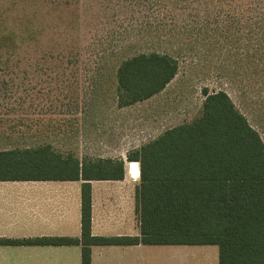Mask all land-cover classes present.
Returning <instances> with one entry per match:
<instances>
[{
    "label": "trees",
    "instance_id": "trees-1",
    "mask_svg": "<svg viewBox=\"0 0 264 264\" xmlns=\"http://www.w3.org/2000/svg\"><path fill=\"white\" fill-rule=\"evenodd\" d=\"M122 1L117 4L132 2L149 14L156 10L161 17L154 20L156 29L190 35L208 51L221 52L244 39L247 52L264 59V0ZM13 3L0 9V97L16 95L18 106L10 108L21 115L8 119L0 115V137L15 138L20 144L0 148V180H82L81 235L29 241L0 238V244L79 245L80 264H91L94 245H216L218 264H264V143L222 90L203 89L196 118L163 130L126 156L139 162L135 187L139 234L91 233L90 181L122 179L124 160L79 158L48 141L22 143L56 131H51L46 111L38 108L37 97L47 96L52 82L69 84L75 94L82 70L109 69L107 54L96 53L93 43L70 40L68 33L56 45L52 43L49 25L43 21L48 12L39 6L58 10L67 8L70 0ZM172 5L205 11L181 16ZM12 6L20 10L15 12ZM141 17L135 19L147 15ZM178 69V59L165 52L138 53L121 60L114 69L117 106L163 92ZM66 75L72 78L66 80ZM78 100H73L77 109Z\"/></svg>",
    "mask_w": 264,
    "mask_h": 264
},
{
    "label": "rangeland",
    "instance_id": "rangeland-1",
    "mask_svg": "<svg viewBox=\"0 0 264 264\" xmlns=\"http://www.w3.org/2000/svg\"><path fill=\"white\" fill-rule=\"evenodd\" d=\"M14 1L17 3L18 0H0V9L10 7ZM125 3L128 1L123 0L122 4ZM131 4L120 6L117 0H70L67 8L59 6L58 10L55 6H39L48 12L43 21L49 25L52 43L56 45L65 33L70 40L93 43L96 53L107 54L105 62L109 69L82 70L75 94L65 82L56 85L52 82L47 96L42 98L34 94L38 108H43L51 119V131H56L50 136L21 143L32 145L48 141L55 149L72 152L79 158H122L128 169L131 162L126 159L128 154L163 130L190 122L200 114L203 89L225 91L264 143V59L257 53L251 56L244 39L240 45L238 42L228 44L224 51H208L190 35L156 29L154 20L161 19L157 11L151 10L149 14L143 6ZM172 6L177 13H182L181 16L205 11L198 7L194 11L191 7ZM230 7V13L234 15L236 11L232 4ZM16 9L15 12L20 10ZM144 15H147L144 20L135 19ZM151 51L176 57L179 62L177 75L163 92L148 100L118 107L116 65L132 55ZM65 78L68 80L72 76ZM11 96L9 99L0 97V115L6 119L21 115L20 110H11V106H18L17 96ZM76 98L79 99L78 109L73 106ZM16 144L20 142L15 138L0 137V148ZM127 177L136 183L139 181L131 173ZM101 257L97 254L93 264H218V247L137 245L119 253L108 250L104 259Z\"/></svg>",
    "mask_w": 264,
    "mask_h": 264
},
{
    "label": "crops",
    "instance_id": "crops-1",
    "mask_svg": "<svg viewBox=\"0 0 264 264\" xmlns=\"http://www.w3.org/2000/svg\"><path fill=\"white\" fill-rule=\"evenodd\" d=\"M132 170L129 163L128 169L124 164L122 179L90 181L93 235L139 234L135 211V187L139 181L127 177L130 173L136 176L138 170ZM81 183L82 180H0V238H79ZM135 246L94 245L91 264L97 254L104 259L108 250L119 253ZM0 264H80V246L0 244Z\"/></svg>",
    "mask_w": 264,
    "mask_h": 264
},
{
    "label": "water",
    "instance_id": "water-1",
    "mask_svg": "<svg viewBox=\"0 0 264 264\" xmlns=\"http://www.w3.org/2000/svg\"><path fill=\"white\" fill-rule=\"evenodd\" d=\"M129 167L133 168V169L136 168L139 171V162L131 161V162H129Z\"/></svg>",
    "mask_w": 264,
    "mask_h": 264
},
{
    "label": "built area",
    "instance_id": "built-area-1",
    "mask_svg": "<svg viewBox=\"0 0 264 264\" xmlns=\"http://www.w3.org/2000/svg\"><path fill=\"white\" fill-rule=\"evenodd\" d=\"M136 177H139V171H137V173H136Z\"/></svg>",
    "mask_w": 264,
    "mask_h": 264
},
{
    "label": "bare ground",
    "instance_id": "bare-ground-1",
    "mask_svg": "<svg viewBox=\"0 0 264 264\" xmlns=\"http://www.w3.org/2000/svg\"><path fill=\"white\" fill-rule=\"evenodd\" d=\"M130 169H133V168H130ZM134 169L137 170L136 168H134ZM134 169H133V170H134Z\"/></svg>",
    "mask_w": 264,
    "mask_h": 264
}]
</instances>
